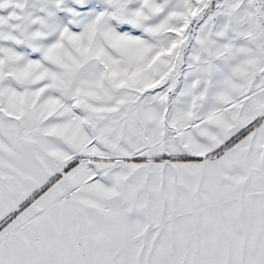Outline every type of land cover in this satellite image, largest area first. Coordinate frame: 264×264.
Listing matches in <instances>:
<instances>
[{
    "label": "snow or ice",
    "instance_id": "obj_1",
    "mask_svg": "<svg viewBox=\"0 0 264 264\" xmlns=\"http://www.w3.org/2000/svg\"><path fill=\"white\" fill-rule=\"evenodd\" d=\"M0 264H264V0H0Z\"/></svg>",
    "mask_w": 264,
    "mask_h": 264
}]
</instances>
